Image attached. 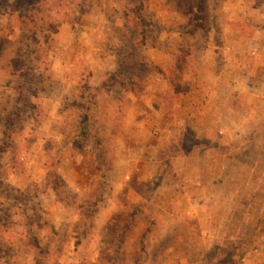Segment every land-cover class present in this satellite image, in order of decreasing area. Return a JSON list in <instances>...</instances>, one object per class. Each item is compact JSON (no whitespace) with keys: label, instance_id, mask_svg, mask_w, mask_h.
Segmentation results:
<instances>
[{"label":"rangeland","instance_id":"1","mask_svg":"<svg viewBox=\"0 0 264 264\" xmlns=\"http://www.w3.org/2000/svg\"><path fill=\"white\" fill-rule=\"evenodd\" d=\"M262 3L0 0V264H219L154 105L257 35Z\"/></svg>","mask_w":264,"mask_h":264},{"label":"crops","instance_id":"2","mask_svg":"<svg viewBox=\"0 0 264 264\" xmlns=\"http://www.w3.org/2000/svg\"><path fill=\"white\" fill-rule=\"evenodd\" d=\"M253 10L261 23L251 24L257 35L222 37L219 69L209 61L182 93L171 82L160 85L154 105L165 141L178 139L176 151L185 162L175 170L177 201L187 206L183 212L203 220L211 243L223 237L219 264H264V3ZM104 213L110 218L112 208Z\"/></svg>","mask_w":264,"mask_h":264}]
</instances>
